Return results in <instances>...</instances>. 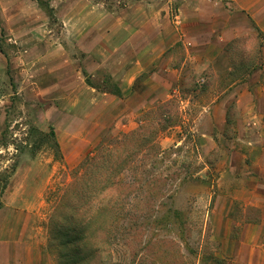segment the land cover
<instances>
[{"label": "rangeland", "instance_id": "obj_1", "mask_svg": "<svg viewBox=\"0 0 264 264\" xmlns=\"http://www.w3.org/2000/svg\"><path fill=\"white\" fill-rule=\"evenodd\" d=\"M229 4L0 0V264L16 260L11 250L29 261L33 250L12 244L32 232L46 239L40 264L73 255L79 241L65 244L58 227L86 216L60 217L75 200L63 197L72 171L100 141L138 128L144 141L122 148L118 214L77 264L262 261L264 48L242 32L234 68L231 41L208 55L200 27ZM258 72L252 106L245 89Z\"/></svg>", "mask_w": 264, "mask_h": 264}, {"label": "trees", "instance_id": "obj_2", "mask_svg": "<svg viewBox=\"0 0 264 264\" xmlns=\"http://www.w3.org/2000/svg\"><path fill=\"white\" fill-rule=\"evenodd\" d=\"M255 38L262 41V44L258 42L259 44L257 46L264 48V34L256 30ZM236 41L237 39H234L228 43L226 48V52L229 53L231 59V66L234 68L240 66V63H236L235 60L236 53L230 52V45ZM259 66L250 64L248 70L253 69V67L259 68ZM260 67L264 69V63ZM108 92L116 96L121 95V91L117 86ZM50 134L52 136L54 135L53 132H50ZM127 141H134L135 146L141 144L140 142L144 141V138L141 137V128L133 130L124 136H116L107 141H100L94 148V153L86 156L72 171V180L64 190L63 197L66 199L74 198L75 200L68 207V210L71 212L70 215L67 216L66 212H64L60 217L71 220L73 214L78 215L79 213L85 214L86 216L80 219V223L74 224L75 226L68 225L66 228H63V225H58L60 230L59 234L61 233V229L64 230V236L66 238L65 244H72L73 240L79 241V246L73 255L69 251L58 254L60 264H77L85 259L86 257L80 254V250L96 244V242H92V237H94L95 232L104 228L109 223V220L113 223V218L117 216L120 206L117 205L113 192L118 182V176L122 172V164L124 163L122 148ZM128 157H130L129 153L124 155V158L127 159ZM5 187L6 183L1 188L4 189ZM65 193L69 194L66 195ZM99 194L107 195L109 202L107 204L104 203L103 206L98 205V207L94 208L92 203L94 200L96 201V197ZM105 196L100 198V200L104 199ZM52 246L53 244L48 242V247L51 248ZM98 250L95 246L92 252ZM78 256H81V258H77Z\"/></svg>", "mask_w": 264, "mask_h": 264}, {"label": "crops", "instance_id": "obj_3", "mask_svg": "<svg viewBox=\"0 0 264 264\" xmlns=\"http://www.w3.org/2000/svg\"><path fill=\"white\" fill-rule=\"evenodd\" d=\"M215 11L217 15L221 14L219 16L220 19L216 20V22H205L204 25L203 23L200 24V27L204 31V35L207 36L208 39V41L206 42V53L208 55L212 52H214L215 56L219 55L220 52H222L224 44L239 37L242 32L248 31L249 29H252L254 33H256V30H258L264 34V0H230L229 5H221V7L216 8ZM209 45L214 46V49L209 48ZM207 54L205 55L206 57H208ZM224 65L225 64L223 62V66ZM253 73L251 74L252 77L254 75ZM259 73L260 72H258V74L254 76V80L251 81V83L245 89L251 98L250 101L252 106L256 105V101L253 100V95L249 89L251 87L259 86L257 85V81L260 77ZM165 91L167 90H158V92L161 94L165 93ZM157 96H159V94H157ZM216 104L217 105H214L215 107H220L221 105H223L224 111L222 115L224 118L227 104L225 102L222 103V101H219ZM16 236V242L12 245H15L14 247H18V245H23L25 248L24 251L29 248L28 250H33V253L30 255L29 261H23L19 259L20 255L23 256L22 252L11 250L12 253H14L13 255H15L16 260L14 262H9V264H40L43 256L42 253L46 245V239L44 238V236L41 235V238L39 239L38 234L32 232L31 235H28V239L24 241L22 240L20 241V243L17 242V240L19 241L21 238L18 239V235ZM236 262V264H242L240 260ZM259 264H264V256L262 257V261H260Z\"/></svg>", "mask_w": 264, "mask_h": 264}]
</instances>
